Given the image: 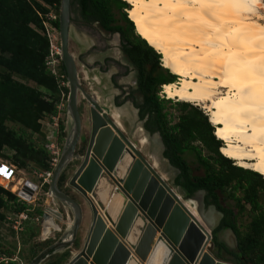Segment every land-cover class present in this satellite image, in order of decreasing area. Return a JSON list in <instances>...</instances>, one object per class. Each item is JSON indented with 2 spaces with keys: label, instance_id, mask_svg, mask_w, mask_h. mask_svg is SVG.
<instances>
[{
  "label": "trees",
  "instance_id": "obj_1",
  "mask_svg": "<svg viewBox=\"0 0 264 264\" xmlns=\"http://www.w3.org/2000/svg\"><path fill=\"white\" fill-rule=\"evenodd\" d=\"M59 3L60 0H0V154L21 169L32 165L44 170L50 167L49 151L28 139L26 130L39 133L41 119L57 114L59 87L45 64L49 41L44 22L58 29V16L48 19L46 6L56 7ZM72 4L77 5L84 23L96 22L102 30L116 32L124 41L123 48L137 67L136 92L142 98L134 105L139 118H146L144 128L159 132L162 155L178 170L174 184L188 196L205 190L204 205H214L222 213L212 233L230 228L236 235L239 253L229 251L236 264H264V177L233 164L222 154L223 143L201 108L178 101L177 120H169L165 103L170 99L160 98L157 92L160 85L174 82L177 75L161 65V54L139 35L128 17L130 5L125 0H71ZM8 122L17 123L19 129L8 127ZM186 152L193 155V163L185 158ZM61 179L62 175L58 186ZM12 204L17 211L26 206L0 185V219L1 208H12ZM244 213L250 220L243 232L238 219ZM213 243L215 249L227 251L216 236ZM216 256L224 259L219 251Z\"/></svg>",
  "mask_w": 264,
  "mask_h": 264
},
{
  "label": "water",
  "instance_id": "obj_2",
  "mask_svg": "<svg viewBox=\"0 0 264 264\" xmlns=\"http://www.w3.org/2000/svg\"><path fill=\"white\" fill-rule=\"evenodd\" d=\"M72 22L71 0H60V60L69 84L66 108L72 125L53 167L48 192L71 208L73 222L67 237L45 247L27 264H38L48 254L70 247L82 221L80 203L57 186L65 165L76 156L74 150L81 133L79 92L90 104V134L68 184L89 203L91 221L80 249L65 264H236L233 256L218 258L213 243L204 251L209 232L114 124L107 110L83 89L75 59L68 49ZM156 133L161 140L159 132ZM23 186L26 190L20 189L17 194L29 200L37 185L26 180ZM202 192L205 194V190L195 193ZM218 212L213 229L222 216ZM46 214H42V232L50 228L44 230ZM51 228L56 229V223ZM224 230L230 236V245L239 251L233 230Z\"/></svg>",
  "mask_w": 264,
  "mask_h": 264
},
{
  "label": "bare ground",
  "instance_id": "obj_3",
  "mask_svg": "<svg viewBox=\"0 0 264 264\" xmlns=\"http://www.w3.org/2000/svg\"><path fill=\"white\" fill-rule=\"evenodd\" d=\"M125 1L130 4L128 17L139 35L161 54V65L178 76L176 83L162 85V93L167 98L201 104L215 126V136L223 142L222 154L264 177V23L257 11L263 7L260 0ZM116 114L110 119L123 131ZM139 141L143 145L148 142L145 136ZM148 163L154 170L156 161ZM14 181L0 175V184L18 193L21 182ZM24 183L22 192L26 190ZM193 204L189 200L184 203L196 217L199 210ZM211 212L204 219L209 226L217 221ZM45 220L44 229L55 226L51 213L47 212ZM221 236L230 244L227 232Z\"/></svg>",
  "mask_w": 264,
  "mask_h": 264
},
{
  "label": "rangeland",
  "instance_id": "obj_4",
  "mask_svg": "<svg viewBox=\"0 0 264 264\" xmlns=\"http://www.w3.org/2000/svg\"><path fill=\"white\" fill-rule=\"evenodd\" d=\"M260 2L263 7L258 8L257 11L260 14L259 16H261L259 21L264 23V0H260ZM46 7L49 8L48 13L46 14L48 19L53 20L54 17L58 16L59 5L56 7ZM71 17L73 22L69 27L68 49L75 59L79 81L83 89L94 96L97 103L107 110L110 118L114 119V115L116 113L118 114H116V118L120 120L123 126L122 132L131 142L134 143L147 162L149 161L150 163H153L156 161L154 171L163 178V181L168 184L181 201L183 203L187 200L194 202L193 205L199 210L197 212L198 214L196 213V217L210 234V238L204 251H207V246L213 243V238L216 236L218 241L222 242L231 251L238 254L239 251L221 236L222 232H225V230L221 229L213 234V226H209V224L207 225L204 220L206 213L209 210L212 211L211 213L216 214L215 216L217 219L219 218V212L212 206L205 207L203 205L204 192L194 193L193 195L188 196L185 190L174 184V178L178 173V170L163 157V146L157 133L149 131V133H147L144 129L142 125L143 120L139 119L137 108L134 105L135 103L139 104L142 102L141 96L136 92L137 67L131 62L126 54L123 48L124 41L120 35L116 32H106L102 30L96 22L90 24L76 22V20H81L78 15L76 4L71 5ZM44 27L47 28H45V33H49L50 36H52L53 50H55L53 51L51 60L55 61L54 69L57 72V76L52 74L51 71L50 73L55 79H57V83H60L63 82L62 79L65 72L62 68L60 56L59 54H56V51L60 49L59 31L56 28H52L47 21L44 22ZM49 67L51 66H47L50 70ZM25 81L28 82V84L35 86L32 81ZM177 81L178 76L174 83ZM162 85H160L157 94L160 98H167L165 94L162 93ZM66 87L67 91L65 90ZM67 95L68 85L66 80L65 86L63 85L61 88L59 87L58 91V102L56 104L57 114L55 115L57 117L56 127L54 126L52 119H50V116H44L41 119L42 126L39 133L26 130V137L32 140L36 145H44L45 147V145L54 141L58 146L59 156L72 125L71 118L69 117L66 108ZM169 99L170 101L165 103V111H167L168 118L173 123L177 120V115L179 114L176 103L180 100L177 98ZM188 103L203 109L201 104H195L193 102ZM77 106L81 118V133L74 150V154L77 157L73 156L65 165L60 173V175H62L60 186H57L80 203L82 207V221L76 239L70 247L56 250L48 254L41 259L38 264H65L68 259L80 249L91 221L89 203L68 184L70 176L79 163L78 156L83 155L85 151L90 134V104L81 92H79L77 96ZM7 126L14 129H19L20 127L17 123L11 122H8ZM60 126H62V128ZM139 128L140 130L137 131ZM142 136H145L148 141L144 145L140 144L139 141ZM5 153L10 152L6 151ZM184 156L190 163H193L194 158L192 154L186 152ZM0 161L7 165L15 166L9 160L4 158L2 154H0ZM51 161L52 160L49 159V165ZM232 163L239 166L234 160H232ZM43 170L44 169H38L33 165L26 169L17 168L15 166L14 182L20 181L22 184L24 181L30 180L37 185V188L29 201L24 202L26 203L25 208H28L31 218L23 224V229L21 231H14L11 227V222L6 218L7 216L13 217L15 214L16 209L14 208V205L12 204V208H1L3 219H0V264H10L11 260L13 264H27L45 247L53 242L64 239L69 233L73 222V212L68 205L48 195V184L43 183L42 178L38 175ZM196 173H201V170H197ZM8 190L11 191L10 189ZM11 192L17 195V192ZM38 210H41L42 213L38 214ZM43 212H49L53 215L54 221L57 225L56 229L50 227L48 232H42L41 223ZM36 217H38V219H35ZM249 220L250 218L246 213L239 217L238 224L241 231L244 232L246 230ZM3 256L8 259L7 263H4L3 260H1Z\"/></svg>",
  "mask_w": 264,
  "mask_h": 264
},
{
  "label": "built area",
  "instance_id": "obj_5",
  "mask_svg": "<svg viewBox=\"0 0 264 264\" xmlns=\"http://www.w3.org/2000/svg\"><path fill=\"white\" fill-rule=\"evenodd\" d=\"M55 18L56 17H54V19ZM51 27L55 28L52 25H51ZM46 35H47L48 41H49V52H48V55L46 56L45 64H46V66H51V67H49L50 68L49 71H51L52 74L57 76V72L54 69L55 61L51 60V57L53 56V51H55V50H53L52 36H50L49 33H47ZM59 50L60 49H58V51H56V54H59ZM61 77H62V75H61ZM64 77H65V75L63 76V79H62L63 82L58 83L60 88L63 85L65 86L66 81H64ZM61 93H63V92H61ZM202 110L206 113V111L204 109H202ZM56 118L57 117L55 115H50V119H52L53 124H54L55 127L57 126ZM45 148L49 151L50 159L52 161L50 162V167L48 169H46V170H43L38 175L42 178L43 183L49 184V181H50V178H51V175H52V171H53V167L55 166V164L58 161L57 159H58V156H59V150H58V146L56 145V143L54 141L50 142L48 145H45ZM3 166H5L6 169H3ZM14 170H15V166L7 165L6 163L0 161V175H2L5 179L13 180L14 179ZM22 184L20 185V189L22 187ZM0 185L3 188L7 189V190L9 189L6 185H2V184H0ZM20 189H18V190H20ZM33 193H34V191H33ZM33 193L31 194L30 198L33 196ZM47 193H48V195L50 197H52L50 192H47ZM17 197H18V201H21V202H28L29 201V200H26L25 198L19 196L18 194H17ZM6 218H7V220H9L11 222L12 229L17 232V231H21L23 229V224L27 220H29L31 217H30V213L28 211V208L26 207V208H23V209H21L19 211L16 210L15 214L13 215V217L7 216ZM35 219H38V217H36ZM1 260H3L4 263H7L8 259H6V257L3 256L1 258Z\"/></svg>",
  "mask_w": 264,
  "mask_h": 264
},
{
  "label": "flooded vegetation",
  "instance_id": "obj_6",
  "mask_svg": "<svg viewBox=\"0 0 264 264\" xmlns=\"http://www.w3.org/2000/svg\"><path fill=\"white\" fill-rule=\"evenodd\" d=\"M76 22H83L82 20H79V21H77L76 20ZM138 111V110H137ZM140 119V118H139ZM141 120H143V124L142 125H144V123H145V121H146V118H143V119H141ZM144 127V126H143ZM145 129V128H144ZM146 130V129H145ZM147 131V130H146ZM148 132V131H147ZM205 206V205H204ZM211 206V204L210 205H208V206H205V207H210ZM223 229H225V228H223ZM221 230V229H220ZM213 248H214V250H216V251H219L223 256H224V258L227 256V255H229V256H233L234 257V255L231 253V252H229V251H225L223 248L222 249H220L219 250V248H217V249H215V246H214V243H213ZM233 252V251H232Z\"/></svg>",
  "mask_w": 264,
  "mask_h": 264
},
{
  "label": "crops",
  "instance_id": "obj_7",
  "mask_svg": "<svg viewBox=\"0 0 264 264\" xmlns=\"http://www.w3.org/2000/svg\"><path fill=\"white\" fill-rule=\"evenodd\" d=\"M154 132H156V131H154Z\"/></svg>",
  "mask_w": 264,
  "mask_h": 264
}]
</instances>
